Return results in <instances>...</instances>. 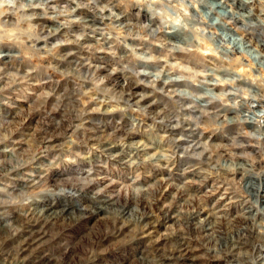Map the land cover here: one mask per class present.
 <instances>
[{"label":"clouds","instance_id":"obj_1","mask_svg":"<svg viewBox=\"0 0 264 264\" xmlns=\"http://www.w3.org/2000/svg\"><path fill=\"white\" fill-rule=\"evenodd\" d=\"M0 264H264V0H0Z\"/></svg>","mask_w":264,"mask_h":264}]
</instances>
